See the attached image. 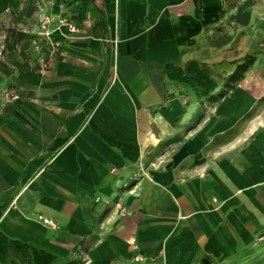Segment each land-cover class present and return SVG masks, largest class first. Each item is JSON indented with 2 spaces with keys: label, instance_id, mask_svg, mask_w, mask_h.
<instances>
[{
  "label": "crops",
  "instance_id": "obj_1",
  "mask_svg": "<svg viewBox=\"0 0 264 264\" xmlns=\"http://www.w3.org/2000/svg\"><path fill=\"white\" fill-rule=\"evenodd\" d=\"M37 3L0 0V264H264V51L217 101L205 69L231 0H52L53 58Z\"/></svg>",
  "mask_w": 264,
  "mask_h": 264
},
{
  "label": "rangeland",
  "instance_id": "obj_2",
  "mask_svg": "<svg viewBox=\"0 0 264 264\" xmlns=\"http://www.w3.org/2000/svg\"><path fill=\"white\" fill-rule=\"evenodd\" d=\"M231 2L229 7H232L231 9L234 11L235 15L238 14V16L227 21L226 26H238L237 31L234 33L235 39L233 38L235 42L232 43L227 40V35L223 34L222 37L225 42L222 48L223 58L221 61L215 60L205 65V69L214 80H221L223 78V85L230 70L236 66V62L242 61L248 56L254 58L255 64L257 62H263L260 59L263 56L264 39H261L260 35L264 32V0H231ZM245 3L249 4L250 8H253V13H247L245 10H241L237 13L235 9L244 6ZM248 26L251 27L246 30ZM6 31L7 28L0 23V51H2ZM236 58L238 61H235ZM254 63L252 66L255 65ZM253 70L252 76L255 75L258 79H261L264 73V66L259 64V66ZM220 93L219 91L217 96ZM213 105L215 106L216 103H213ZM213 109L214 108H212V110Z\"/></svg>",
  "mask_w": 264,
  "mask_h": 264
},
{
  "label": "built area",
  "instance_id": "obj_3",
  "mask_svg": "<svg viewBox=\"0 0 264 264\" xmlns=\"http://www.w3.org/2000/svg\"><path fill=\"white\" fill-rule=\"evenodd\" d=\"M52 6V0H38L37 3V26H38V34L31 41L32 48L35 52H39L43 45L48 46L50 57L53 58L56 53L61 48L60 40H56L53 38L55 33H59L62 30L66 31V35H61L62 38H70L78 33V28L73 24L68 18L63 16H51L47 14L45 10ZM49 63H44V69L49 67ZM2 101L5 105L14 104L20 101V94L12 89H6L1 93ZM121 209L117 208V215L120 214ZM42 222L45 225L50 227H54L52 221L43 219ZM135 260L140 262L143 261V258L137 256Z\"/></svg>",
  "mask_w": 264,
  "mask_h": 264
},
{
  "label": "trees",
  "instance_id": "obj_4",
  "mask_svg": "<svg viewBox=\"0 0 264 264\" xmlns=\"http://www.w3.org/2000/svg\"><path fill=\"white\" fill-rule=\"evenodd\" d=\"M224 1L226 2V0ZM6 32L7 33L10 32L12 40H14L17 43L18 41H21L25 37L23 34L17 33L16 31L10 29H8ZM7 40L8 39H5V42ZM8 46H9L8 43H6V47L3 49V53H6ZM254 62L255 60L251 56H248L244 60L237 62L233 72L225 78L222 92L215 99L220 100L224 96L226 90L232 89V87L235 84L242 81L244 74L247 72V70L252 66Z\"/></svg>",
  "mask_w": 264,
  "mask_h": 264
}]
</instances>
